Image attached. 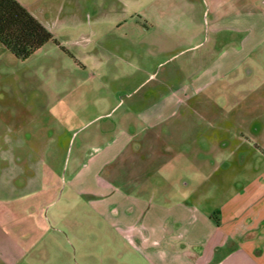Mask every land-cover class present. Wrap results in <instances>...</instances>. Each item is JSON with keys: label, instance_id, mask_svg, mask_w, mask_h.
Wrapping results in <instances>:
<instances>
[{"label": "crops", "instance_id": "obj_1", "mask_svg": "<svg viewBox=\"0 0 264 264\" xmlns=\"http://www.w3.org/2000/svg\"><path fill=\"white\" fill-rule=\"evenodd\" d=\"M17 1L71 53L70 34L81 23L72 0ZM178 1L195 7L196 0ZM197 1L206 14L189 19L198 25L189 35L177 33L184 48H167V59L140 68L145 78L119 99L90 97V85H73V70L86 65L57 45L19 61L0 43V79L8 88L23 85L20 70L31 58L53 87L67 84L63 96L28 108L33 119L52 122L45 138L40 130L28 140L19 131L0 133V264H58L50 261L53 239L60 235L75 249L86 226L119 238L108 243L123 248L110 264H264V123L243 121L238 111L261 72L264 0ZM159 23L162 17H151L150 25ZM225 106L229 112H221ZM229 120L239 121L237 132L226 127ZM213 121L219 123L211 132L204 125ZM230 136L241 142L227 151ZM16 146L23 154L13 159ZM207 181L222 185L216 190L236 187L204 208L201 201L212 198L202 192Z\"/></svg>", "mask_w": 264, "mask_h": 264}, {"label": "rangeland", "instance_id": "obj_2", "mask_svg": "<svg viewBox=\"0 0 264 264\" xmlns=\"http://www.w3.org/2000/svg\"><path fill=\"white\" fill-rule=\"evenodd\" d=\"M72 1L74 2L73 6L76 15L80 18L81 23L79 26H76L77 24L73 26L70 37L75 42L73 45H69L68 48L75 55L73 58H77L76 61L86 65V69L79 66L73 70L72 83L75 85L77 82H81L84 85H90L87 86L90 97H97L99 94H108L110 97L118 99L124 97V94H127L125 90L130 85L137 84L138 81L145 78V75L139 69L144 66L152 67L154 64L167 59L168 53L165 51L167 48L173 49L175 52L182 50L185 45L176 40L177 35H183L184 33V35H189L190 32L195 31L198 25H190L189 19L194 17L197 22L200 17H204L206 14L204 5L197 0L194 1L195 7L192 8L187 3L178 0L171 4L169 8L165 7L168 0H154L160 4L163 3L157 9L150 6L151 0ZM152 16L162 17L163 23L154 26L150 25ZM118 18H121L123 23L125 22L121 28L116 23ZM178 19L183 21V23L178 24ZM146 32L148 34L152 33V35L155 34V38H157L158 34H162L163 37L162 39L153 40L151 35L143 36ZM167 32L170 34L169 39L165 36ZM81 33L87 39L81 40V37H78V34ZM147 52H154L155 55L147 57L145 55ZM136 53L138 54L137 56L133 55ZM34 59L31 58L24 63L21 62L23 63V68L20 70V76L23 85L19 89L8 88L4 81L0 79V133L6 130L19 131L25 140L35 138L37 135L36 130L42 131L45 138L52 126V122L47 119L46 115L40 120L33 119L34 113L30 112L28 108L32 107L36 111L42 106L33 102H47L55 95L63 96L67 90L66 82H61L64 80L58 81L57 88L53 87L54 80L51 79L50 73L36 70L34 68ZM100 65L102 66L101 69L99 68ZM260 71L253 77V80L251 79L252 90L240 99L238 111L240 113L242 111L241 118L243 121L250 120L256 116L264 123V58L260 65ZM131 73H135V76H131ZM118 90H122V92L115 93ZM221 110V112H229L227 106ZM21 111H23L25 116L24 119L6 118L7 115L12 117ZM58 122L59 126H62L61 123L63 121ZM218 123L213 121L212 125L207 123L204 127L211 129V132H213L218 127ZM237 123L239 121L229 120L228 125L226 121L224 124L229 129L230 127L234 128L237 132V129H239L236 126ZM236 132L233 131V133ZM216 134H218L219 143L225 139L220 137L222 133L218 132ZM230 137V139L228 137L230 143L227 151H230L241 142L235 136ZM252 138L250 136V139ZM16 147L18 151L11 153L13 159L19 158L23 154L20 149L22 150L24 145H20V149L18 146ZM52 154L49 152L46 156L50 159ZM69 154V151L61 154L64 161H66ZM2 155L3 153L0 152V160ZM4 176L0 169V179ZM217 177L218 175H214L212 181L218 179ZM212 181H207L202 188L203 195L206 197L212 196L211 200L208 198L201 201L204 208L220 203L221 199L233 187H236V185L232 184V188L229 187L230 189L216 190V187L218 188L222 185L215 184V182L212 183ZM48 218H50V215ZM58 228L61 229L60 225ZM83 233L85 235L83 238H74L75 249L63 237L60 235L56 236V239H53L56 247L54 246L50 249L52 254L50 261H59L58 264H110L115 261L118 253L123 250V248L108 244L111 238H113L115 243H119V238L113 233L104 232L101 227L96 229L86 226ZM83 240L87 243L83 244L82 247L78 246L77 244Z\"/></svg>", "mask_w": 264, "mask_h": 264}, {"label": "trees", "instance_id": "obj_3", "mask_svg": "<svg viewBox=\"0 0 264 264\" xmlns=\"http://www.w3.org/2000/svg\"><path fill=\"white\" fill-rule=\"evenodd\" d=\"M0 43L17 60L24 61L46 43L68 50L17 0H0Z\"/></svg>", "mask_w": 264, "mask_h": 264}]
</instances>
